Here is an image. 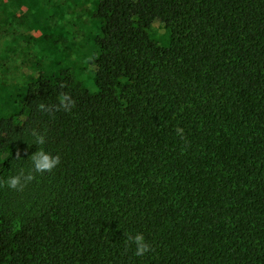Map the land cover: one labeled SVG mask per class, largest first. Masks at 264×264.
<instances>
[{
	"label": "trees",
	"instance_id": "trees-1",
	"mask_svg": "<svg viewBox=\"0 0 264 264\" xmlns=\"http://www.w3.org/2000/svg\"><path fill=\"white\" fill-rule=\"evenodd\" d=\"M91 19L96 91L41 74L0 113V179L30 167L33 129L60 156L0 188V264H264V0H96Z\"/></svg>",
	"mask_w": 264,
	"mask_h": 264
},
{
	"label": "rangeland",
	"instance_id": "rangeland-1",
	"mask_svg": "<svg viewBox=\"0 0 264 264\" xmlns=\"http://www.w3.org/2000/svg\"><path fill=\"white\" fill-rule=\"evenodd\" d=\"M95 6L96 0H0V113L17 115L26 84L41 74L69 69L89 92L96 91L87 63L99 33L91 19ZM148 35L158 46H169L161 24Z\"/></svg>",
	"mask_w": 264,
	"mask_h": 264
},
{
	"label": "clouds",
	"instance_id": "clouds-1",
	"mask_svg": "<svg viewBox=\"0 0 264 264\" xmlns=\"http://www.w3.org/2000/svg\"><path fill=\"white\" fill-rule=\"evenodd\" d=\"M59 106L63 108L64 111H70L74 106V102L67 95H61L58 97ZM38 108L43 111H48L46 106L41 103ZM175 133L181 139H184V130L180 127L175 129ZM32 138V145L40 146L37 150L32 153L30 158V167L25 170H20L15 174L7 176L5 179H0V188L7 187L9 190L22 191L26 185L32 183L37 178V174L44 172H51L60 163L59 155H52L47 152L42 146L45 144V137L39 134L35 129L30 132ZM19 227V224L16 225ZM127 245L135 246V255L143 256L149 251V244L146 242L145 237L142 233H135L130 235L126 239Z\"/></svg>",
	"mask_w": 264,
	"mask_h": 264
}]
</instances>
